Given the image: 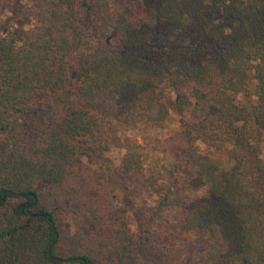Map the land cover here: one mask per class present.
I'll use <instances>...</instances> for the list:
<instances>
[{
  "label": "trees",
  "instance_id": "16d2710c",
  "mask_svg": "<svg viewBox=\"0 0 264 264\" xmlns=\"http://www.w3.org/2000/svg\"><path fill=\"white\" fill-rule=\"evenodd\" d=\"M140 253L264 264V0H0V264Z\"/></svg>",
  "mask_w": 264,
  "mask_h": 264
},
{
  "label": "rangeland",
  "instance_id": "374dc122",
  "mask_svg": "<svg viewBox=\"0 0 264 264\" xmlns=\"http://www.w3.org/2000/svg\"><path fill=\"white\" fill-rule=\"evenodd\" d=\"M129 216L131 222H133L134 221L133 215L130 213ZM132 226L134 227L135 225L133 224ZM135 261L137 264H153L156 262L160 264L158 259L150 253H146V254L140 253L139 255L136 256Z\"/></svg>",
  "mask_w": 264,
  "mask_h": 264
}]
</instances>
